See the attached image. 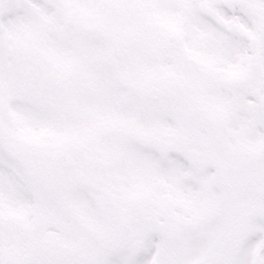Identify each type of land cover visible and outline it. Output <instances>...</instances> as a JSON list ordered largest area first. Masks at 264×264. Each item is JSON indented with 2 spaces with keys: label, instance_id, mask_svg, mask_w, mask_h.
Returning <instances> with one entry per match:
<instances>
[{
  "label": "snow or ice",
  "instance_id": "1",
  "mask_svg": "<svg viewBox=\"0 0 264 264\" xmlns=\"http://www.w3.org/2000/svg\"><path fill=\"white\" fill-rule=\"evenodd\" d=\"M0 264H264V0H0Z\"/></svg>",
  "mask_w": 264,
  "mask_h": 264
}]
</instances>
